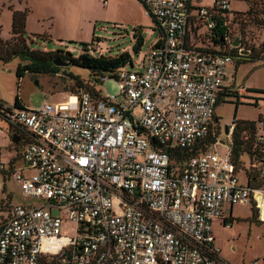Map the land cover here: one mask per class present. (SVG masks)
<instances>
[{"label":"built area","instance_id":"1","mask_svg":"<svg viewBox=\"0 0 264 264\" xmlns=\"http://www.w3.org/2000/svg\"><path fill=\"white\" fill-rule=\"evenodd\" d=\"M141 1L158 36L138 71L100 77L98 97L0 110L18 136L16 154L0 157V190L11 178L27 199L0 222V264H232L214 222L229 227L235 206L264 222V119L241 130L236 151L231 122L226 142L218 133L187 155L215 130L227 65L251 51L233 34L240 11L231 0ZM217 25L222 47L211 40ZM108 79L115 94L103 90Z\"/></svg>","mask_w":264,"mask_h":264},{"label":"rangeland","instance_id":"2","mask_svg":"<svg viewBox=\"0 0 264 264\" xmlns=\"http://www.w3.org/2000/svg\"><path fill=\"white\" fill-rule=\"evenodd\" d=\"M193 1L203 7L213 4V0ZM246 4L245 0H231L229 8L231 11L243 10L248 8ZM15 10L27 12L24 37L30 50H63L69 51L73 57L84 52L93 56L127 52L132 63L125 65L128 70L140 69L146 50L158 36L153 19L145 15L140 0H107L106 3L103 0H0V38L3 40L11 37L12 12ZM134 35L143 39L138 52L133 50ZM245 35L254 47L259 48L261 43L264 44V27L261 29L247 24ZM83 43L88 44L86 51ZM263 57L264 53H261L260 58ZM29 63V60L19 57L6 63L0 62L2 109L13 106L16 96L26 108L65 100L76 90L69 73L85 83L90 79L88 69L75 65L60 66L55 72L23 70L18 77L19 65L24 67ZM228 65L224 84L233 89H251L244 96L231 90L228 97L221 99L215 107L217 121L214 120L213 124L219 127V140L222 142H226L225 126L233 119H264V60L249 59L238 64L234 59ZM106 76L112 74L106 73ZM102 87L108 94L117 92L112 79L106 80ZM10 135L8 123L0 117V157L3 160L16 154L17 148L11 144ZM25 201L27 199L22 196L16 182L7 179L5 190H0V222L8 215L7 206ZM233 212L236 218L229 227L220 222H214L212 227L221 258L232 264H264V222H259L248 207L235 206Z\"/></svg>","mask_w":264,"mask_h":264},{"label":"trees","instance_id":"3","mask_svg":"<svg viewBox=\"0 0 264 264\" xmlns=\"http://www.w3.org/2000/svg\"><path fill=\"white\" fill-rule=\"evenodd\" d=\"M248 4V8L245 11L236 12V17L233 19V34H240L244 41L247 42V37L245 35V28L247 24H251L257 28L264 27V0H245ZM141 4L142 1L140 0ZM143 5V4H142ZM144 7V6H143ZM26 10L20 11L15 10L12 12L11 19V37L8 40H3L0 38V62L6 63L15 57H19L23 60H29L30 63L26 66L19 65L17 70V76L22 75L23 70H29L30 72H55L60 69V67L53 64V59H59L64 61H69L70 65H75L88 69L90 71V79L87 83L80 80L77 76L68 74L74 82L76 90L72 93H79L80 91H89L92 95L98 97L100 96L99 82L100 77L106 76V73H115L119 68L125 66L129 61L130 55L127 52H121L116 55H99L93 56L88 52L81 53L78 57H73L69 51L55 50V51H40V50H30L27 45L26 38L24 37L25 22H26ZM216 33L211 35V40L214 44H218L220 47L224 46V43H220V37L222 36V29L217 25L214 29ZM206 35H201L200 37H194L195 39L204 42ZM135 42L133 45V50L138 52L143 44V39L141 36L134 35ZM197 41V39H196ZM85 47L88 46L87 43H83ZM252 56L251 60L260 59L261 53L264 52V44L261 43L260 47H254L250 44ZM236 49H232V53H235ZM246 59V60H249ZM245 61V59H243ZM242 62V60L240 61ZM238 62V64L240 63ZM109 76V77H112ZM18 85V84H17ZM221 102V94L219 93L218 102L216 106ZM14 106L24 107L20 102L18 96L15 98ZM0 109L2 106L0 104ZM236 109V108H235ZM213 120L217 121L215 116ZM254 121H243V120H232L234 123L233 138L235 143V150H237L238 136L242 129L248 124H252ZM11 133L13 130L9 127ZM219 133V127L215 126V130H209L208 134L202 139L198 140L197 143L187 151V155H193L199 151L206 150L214 141ZM12 136V134H11ZM254 215V213L252 214Z\"/></svg>","mask_w":264,"mask_h":264},{"label":"crops","instance_id":"4","mask_svg":"<svg viewBox=\"0 0 264 264\" xmlns=\"http://www.w3.org/2000/svg\"><path fill=\"white\" fill-rule=\"evenodd\" d=\"M194 1L192 0V3H193ZM246 5H248V4H246ZM247 7V6H246ZM143 9H144V7H143ZM247 8H245V9H243V10H238V11H245ZM144 13H145V15H147V16H149L148 14H146V11H145V9H144ZM260 33H261V31H260ZM260 59H264V57L263 58H260ZM246 60V59H245ZM243 61V60H242ZM235 62H240V61H235ZM228 69H229V65H227V67H226V76H225V79H224V81L226 80V78H227V75H228ZM236 70V69H235ZM224 81H223V86H222V88H221V90H220V94H221V96H222V98L221 99H224L225 100V98L226 97H228V92H230L231 90L233 91V92H239V94H243V96H244V94H246L247 92H249L248 91V89H251V88H244V87H238V88H236V89H233V88H231L230 86H227V85H225L224 84ZM243 92V93H242ZM9 132H10V130H9ZM10 134H12L11 132H10ZM11 136V135H10ZM11 138H12V136H11ZM12 144V143H11ZM15 148V147H14ZM1 190H5V183H4V187L1 189ZM3 205H5V203H3ZM9 209V206H7V210Z\"/></svg>","mask_w":264,"mask_h":264},{"label":"water","instance_id":"5","mask_svg":"<svg viewBox=\"0 0 264 264\" xmlns=\"http://www.w3.org/2000/svg\"><path fill=\"white\" fill-rule=\"evenodd\" d=\"M239 45V38L238 37H235L232 41V46L234 47H237ZM240 54L244 55V56H247L249 54V51H240ZM53 64L55 66H69L70 65V62L69 61H64V60H59V59H53ZM227 132V126H225V133ZM11 142L16 144L18 142V136L17 135H14L12 138H11ZM54 214H57V211H53Z\"/></svg>","mask_w":264,"mask_h":264},{"label":"flooded vegetation","instance_id":"6","mask_svg":"<svg viewBox=\"0 0 264 264\" xmlns=\"http://www.w3.org/2000/svg\"><path fill=\"white\" fill-rule=\"evenodd\" d=\"M251 56H252V51H250L249 54H248L245 58L249 59V58H251ZM14 135H15V134L12 133V137H13Z\"/></svg>","mask_w":264,"mask_h":264}]
</instances>
